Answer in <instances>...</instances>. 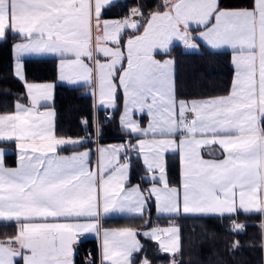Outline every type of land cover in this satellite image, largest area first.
Instances as JSON below:
<instances>
[{"label": "snow or ice", "instance_id": "obj_1", "mask_svg": "<svg viewBox=\"0 0 264 264\" xmlns=\"http://www.w3.org/2000/svg\"><path fill=\"white\" fill-rule=\"evenodd\" d=\"M109 2L0 0V39L6 38L8 30L22 38L14 46L16 76L24 80L20 57L52 53L60 57L61 81L74 84L95 78L100 103L114 106L113 80L117 66L123 67L120 37L126 28L135 30L138 25L128 19L104 21L103 35L95 37L93 49V10L99 32L101 9ZM164 4L167 10L152 14L142 35L127 40V68L119 73L125 95L122 127L132 133L152 132L164 137L139 141L147 170L161 173L163 187L150 190L157 209L169 214H179L182 209L184 214L231 215L243 211L264 215V0H254L251 10H222L219 0H164ZM190 24L204 29L199 38L212 48L233 50L235 77L228 95L177 101L170 73L173 61L161 63L153 58L154 50L166 52L173 39L196 48L189 34ZM109 41L117 47L106 46ZM94 52L102 53L107 62L101 63ZM85 58L93 62L92 66ZM26 88L31 106L17 103L14 114L0 115V139H15L19 150L16 168H5L0 159V218L20 225L14 238L19 249L0 243V264H13L17 256H22L23 264H74L73 245L78 234L98 231L96 220L101 209L104 213L142 215L144 198L139 186L125 190L127 165L105 179L106 169L101 164L97 181V173L88 167L87 151L60 156L61 146L81 141L57 138L52 126L54 113L38 111L41 101L52 98V84H26ZM133 108L148 110L152 117L148 129L141 130L131 119ZM189 112L193 114L191 120ZM177 134L181 136L178 144L168 138ZM209 143L221 146L223 159L201 157V146ZM169 150L180 154V188L170 187L164 175V154ZM100 151L103 155L105 150ZM112 151L119 152L120 148ZM49 218L72 222L49 223ZM242 227L233 221L234 231ZM177 232V228H170L163 233L153 229L143 234L159 240L161 234ZM136 235L132 228L105 231L102 261L132 264L133 253L141 250ZM159 246L164 252L179 251L178 240H159ZM141 264L149 261L144 259ZM172 264L178 262L173 259Z\"/></svg>", "mask_w": 264, "mask_h": 264}, {"label": "trees", "instance_id": "obj_2", "mask_svg": "<svg viewBox=\"0 0 264 264\" xmlns=\"http://www.w3.org/2000/svg\"><path fill=\"white\" fill-rule=\"evenodd\" d=\"M164 0H116L103 9L105 16H123L132 8H137L142 17L154 10H159ZM252 0H219L221 8L250 7ZM20 37L9 30L5 39H0V111L14 107L18 98H26L24 81L19 79L12 68V43ZM158 55H171L175 61V92L178 98H190L220 94L228 91L233 74L230 49H214L201 42L198 49L185 48L181 43H173ZM25 76L29 80L56 79V56L24 57ZM87 85H69L56 82L53 106L55 108V131L58 135L81 136L93 132L94 106L91 92ZM121 106L120 93L117 105L105 117V111L97 112L98 133L101 139L121 137L126 130L118 122ZM105 117V118H104ZM83 118L87 119L88 129H84ZM92 139H85L75 145L61 146L58 151H69L82 146L92 145ZM6 161L13 163V151L5 154ZM130 180L146 185L143 176L144 167L139 154L131 149ZM168 179L177 184L180 178L179 158L176 151L165 154ZM235 218L242 229L233 230L228 221ZM175 221L179 227V251H162L157 242L141 235V250L133 253L132 264L147 259L149 264H264V215L259 213L235 214H159L155 211L152 200L148 201L142 215H108L103 219L106 225L150 226ZM17 228L15 220H0V237L13 233ZM235 245V246H234ZM91 255L92 260L87 257ZM74 264H99L98 242L95 237L81 240L73 255Z\"/></svg>", "mask_w": 264, "mask_h": 264}, {"label": "crops", "instance_id": "obj_3", "mask_svg": "<svg viewBox=\"0 0 264 264\" xmlns=\"http://www.w3.org/2000/svg\"><path fill=\"white\" fill-rule=\"evenodd\" d=\"M116 0H110V2L106 5H104L101 9V14H100V31L98 32L96 30V20H95V16H94V10H93V22H92V38H93V49L95 48V37L97 35L102 36L103 35V22L104 21H109V22H116V21H123L125 19H128L130 22H135L139 23L138 28L137 29H132V28H126L120 37V43L118 45V47L120 48L121 52L123 53V58H122V65L123 67H120L119 65L118 67V72L116 74V77L113 80L114 85L116 86V91L114 94V106L111 107H106L105 105H102L100 103V96H99V90H98V86L95 82V78H93L92 82H84V81H79L78 83H74V84H70L67 81H61L59 79V64H60V57L52 54V53H45V54H27L24 55L22 57H20L19 59V63L22 65V70H23V74H24V87H25V94H26V98H18L15 101L14 107L11 110L8 111H0V115H10V114H14L16 112V104L19 103L25 107H30V102H29V97H28V93H27V88H26V84H35V85H42V84H52L53 85V89H52V98L48 101H41L40 105L37 106L38 111L41 112H46V111H51L52 113H54L53 117H52V126H53V130H54V134L56 135L57 138H63V139H70V140H78V141H83L85 139H92L93 143L92 145H86V146H82L80 148L77 149H71L69 151H58V154L60 156H71L74 153H79V152H84L87 151L89 153L88 156V167L97 173V181H99V176H100V165L103 164V166L105 167L106 171L104 173V178L108 179L109 176H112L115 173V170L117 168H119L122 165H127V168L125 170V175H126V180L124 181L125 184V190L131 189L133 187L139 186V190L140 193L142 194L143 198H144V203H145V207L143 209V213L146 211V208L148 206V201L152 200L153 205H154V209L157 213L159 214H169V213H164V212H159L157 209V201H156V197L155 195L151 194V189L153 187L156 188H162L163 184L160 182V175L161 173L159 172V170H153V171H148L146 168V165L144 163V156L143 154L140 152L139 150V141L140 140H146V141H152L153 139H161L164 137H161L159 135H154L152 132H148L147 135H144L142 132L141 133H132L130 129H125L124 127H122L121 124V116L125 111V95H124V90L123 88L120 86L119 84V73L122 72L124 70V68H127V47H126V41L127 39L134 38L135 36L139 35L140 33H142V31L144 30V27L147 26L148 21L151 19L152 14L154 13H163L164 11H166L167 9L165 8V4L162 6L161 9L159 10H154L152 11L150 14H148L145 17H142L140 11L137 8H132L128 14L123 15V16H105L103 14V9L114 3ZM173 2H175V0H173ZM254 7V0H252V5L250 7H237V8H221L222 10H241V9H249L251 10ZM136 9L137 13L133 14L132 10ZM213 23L215 22L214 19L212 21ZM211 26V25H209ZM204 29L201 26H198L196 24H190L189 26V34L191 36L194 37L193 39V43H195L197 45L196 48H188V49H198L200 47L201 42L204 43L205 45H207L208 47L212 48L210 45H208L206 42H204L203 40H201L199 38V32L203 31ZM11 31V30H10ZM130 34V35H129ZM128 35L130 37H128ZM22 42V38L18 37L16 38L13 43H12V56H13V60H12V68H13V72L14 74L16 73V65L18 63L17 61V57H16V53L14 51V46L17 43H21ZM179 42L181 43L185 48H187L184 43L182 41L173 39V41L168 45L167 50L170 48V46L173 43ZM104 42L102 41V44ZM106 46L108 47H112L115 48L117 47V45H114L111 41L106 43ZM216 49H230L231 50V54H230V60L233 66V74H232V79H231V83H230V87L228 89V91L224 92V93H220V94H214V95H208V96H200V97H190L188 99L186 98H178L176 96V92H175V61H174V57L171 55H158L157 52H160V49H156L153 52V58L161 63H163L165 60H170L173 61V64L170 66V73L172 75V80L174 83V92H175V98L177 101L180 100H184V101H193V100H204V99H208V98H215V97H220V96H226L230 93L231 90V86H232V81L235 77V66L232 62V58H233V50L229 47H221V48H216ZM56 56V79H45V80H29L26 78L25 76V70H24V57L26 56ZM94 56L96 58H98L100 60L101 63H105L107 62L106 57L103 56L102 53H95L94 52ZM85 62L89 63L90 66H92L93 62L92 61H88L87 58H85ZM16 75V74H15ZM56 82H64L67 83L69 85H77V84H85L87 85L86 90L91 92L92 97H93V106H94V117H93V121L94 120H99L98 119V115L97 112L99 109H103V111H111L116 105H117V96L118 93H120V97H121V106L119 109V113H118V122L121 128L126 130V133L121 135V137H117V138H111V139H101V135L98 139L92 138L90 136H87L86 134L81 135V136H64V135H58L55 131V117H56V112H55V108L53 106V100H54V91H55V84ZM192 113L189 112L187 113L188 119L191 120L192 119ZM131 119L133 121H136L139 124V127L141 130L144 129H148L149 128V123L150 120L152 119V117L149 116L148 114V110L145 108L143 111H139L136 108L132 109V113H131ZM98 129V126H97ZM168 138H174L177 142V144L179 143V140L181 139V136L179 134L175 135L174 137H168ZM198 138H202L199 137ZM207 139H212L211 136H208ZM135 145V151L139 154L142 165L144 167V173L143 176L146 179V185H142L140 182L138 181H131L130 180V158H129V153L130 150L133 149L131 146ZM123 146V147H121ZM115 148H120L119 152L114 153L112 150ZM101 149L105 150L103 155L101 154ZM13 151L14 155H15V160L13 163H8L6 161L5 158V154L8 151ZM147 151V149H146ZM171 151V150H169ZM168 152V151H167ZM166 152V153H167ZM178 153V158H179V168H180V178H179V182L177 184L171 183L168 179V173H167V166H166V159H165V154H164V175L166 177V180L169 184L170 187H176V188H180L181 186V180H182V176H181V171H182V166H181V160H180V154L179 151H176ZM19 150L17 148V142L15 141V139H0V159L3 160V164L5 168H16L18 166V159H19ZM223 149L221 148V146L219 144H215V143H209L206 145H202L200 148V154L201 157L205 160H210V159H223ZM181 201H182V189H181ZM183 213L182 209L181 212ZM136 215V214H132V213H128V212H109V213H104L102 211V209L99 212V216L96 220V223L98 224V231H92V232H88V233H83V239L86 237H95L97 242H98V254H99V264H109V262L106 261H102V245H103V239H104V232L108 231H118L120 229H124V228H132L136 231L137 235H136V239L139 241V244L141 245V235H144V232H151L153 229H159L161 230V233L164 232V230L170 229V228H177L178 232L175 235L172 234H161L159 236V240H164V241H169V240H178V244H179V240H180V235H179V227L178 224L175 221H170L166 224H154V225H150V226H134V225H106L103 223V219L105 216L108 215ZM0 220H5L3 218H0ZM35 222H44L42 220H37ZM49 223H54V222H60V223H64V222H72V221H65V220H53L51 218H49V220L47 221ZM81 222H85V221H81ZM20 225L17 223V228L13 233L7 234L3 237H0V243H3L4 246H11L13 249H19V245L15 242L14 238L17 236L18 231H19ZM145 236V235H144ZM153 239V238H151ZM157 242L158 246H159V240L157 239H153ZM9 241H11V245H9ZM76 246L73 245V250L75 252L76 250ZM160 248V246H159ZM74 255V254H73ZM145 259V258H144ZM142 259V260H144ZM141 260V261H142ZM141 261L137 264H141ZM13 264H23V258L22 256H17L13 258Z\"/></svg>", "mask_w": 264, "mask_h": 264}, {"label": "built area", "instance_id": "obj_4", "mask_svg": "<svg viewBox=\"0 0 264 264\" xmlns=\"http://www.w3.org/2000/svg\"><path fill=\"white\" fill-rule=\"evenodd\" d=\"M104 114H105V117H107L108 115H110V111L107 110V111H105ZM83 121H87V119L86 118H83ZM98 124H99V120H94L93 121V132H88L86 135L87 136H90L92 138L98 139L100 137V134L98 133V129H97ZM82 127L84 129H88V122H87V124L83 123ZM228 221L230 222L231 226H233V221H235V223H237V221L233 217H229ZM83 237H84L83 234H78V240L74 244V246H76V247L79 246L81 244V240L83 239ZM87 260L88 261H91L92 260L91 255H89L87 257Z\"/></svg>", "mask_w": 264, "mask_h": 264}, {"label": "rangeland", "instance_id": "obj_5", "mask_svg": "<svg viewBox=\"0 0 264 264\" xmlns=\"http://www.w3.org/2000/svg\"><path fill=\"white\" fill-rule=\"evenodd\" d=\"M137 25H139L138 21H137ZM9 31H10V30H9ZM143 31H144V30H143ZM143 31H142V33H140L139 35H142V34H143ZM10 32H11V31H10ZM11 33H12V32H11ZM129 35H130V34H129ZM129 35H128V37H130ZM127 40H128V39H127ZM126 42H127V41H126Z\"/></svg>", "mask_w": 264, "mask_h": 264}]
</instances>
